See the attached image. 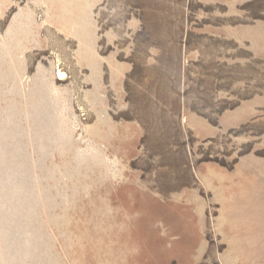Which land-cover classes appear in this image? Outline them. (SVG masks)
<instances>
[{
    "label": "rangeland",
    "instance_id": "1",
    "mask_svg": "<svg viewBox=\"0 0 264 264\" xmlns=\"http://www.w3.org/2000/svg\"><path fill=\"white\" fill-rule=\"evenodd\" d=\"M35 1L0 0V34L41 23ZM92 20L98 77L45 24L24 51L33 107L19 77L0 98V264H264V0H97ZM79 124L110 173L79 162Z\"/></svg>",
    "mask_w": 264,
    "mask_h": 264
},
{
    "label": "bare ground",
    "instance_id": "2",
    "mask_svg": "<svg viewBox=\"0 0 264 264\" xmlns=\"http://www.w3.org/2000/svg\"><path fill=\"white\" fill-rule=\"evenodd\" d=\"M97 0H36L35 2L44 7V18L41 23H35L33 19V12L27 10L26 12H20L17 19L9 26L5 34H0V98L2 95L10 94L14 87V79L19 77L20 93L21 98L26 100L27 106L30 109L32 105V95L28 84L26 83V78L24 76L25 66H24V51L27 49V45L31 41H35V31L39 27L45 24H53L59 27V31L64 34L65 37L69 36L75 39L78 44V49L76 52V62L80 64L85 62L87 67L90 68L92 74H96V77L100 75L98 68H96V41L98 39L97 29L98 26L92 20L93 8ZM1 7V5H0ZM107 41L110 40L111 34L106 35ZM58 61L59 58L57 57ZM55 66V65H54ZM7 72V75L2 74V72ZM42 78L46 79L45 85L47 86L48 95L59 103L57 110L54 113L53 122L56 125L62 124L64 121L71 124L75 122L74 120L68 121L64 120L61 115V106L59 97L64 92L63 89L57 88L56 82H66L68 77L67 74L55 68L54 73H52L53 78H48L51 74L47 73L45 69H42ZM29 82V81H27ZM4 88H7L6 93ZM82 133L86 134V137H81L80 140L86 139L85 148H76V156L79 162L84 165L89 161L92 164L100 166H105L107 172H111V166L109 160L101 156L100 145L93 141L96 129L90 126L78 125ZM58 138L55 142L54 148L58 150L59 154H63L64 145L68 132L58 129ZM40 150H44L41 147ZM2 236V235H1Z\"/></svg>",
    "mask_w": 264,
    "mask_h": 264
},
{
    "label": "crops",
    "instance_id": "3",
    "mask_svg": "<svg viewBox=\"0 0 264 264\" xmlns=\"http://www.w3.org/2000/svg\"><path fill=\"white\" fill-rule=\"evenodd\" d=\"M234 184H237V183H234ZM240 184H244V182H242ZM237 186H238V184H237ZM221 188H223V193H224V196L226 198V200L223 203L224 204V207H223L224 215H223V217L226 219L229 227H232V225L235 224V221L238 218L237 210L234 207H231V204H235V199L233 198L232 195L231 196L228 195V193L226 191V190H228V188H230V186H228L227 184H222ZM185 224H186V227H188L189 226V221L186 220ZM188 228H190V227H188ZM191 229H193V228H191ZM196 243H198V241H197L195 236H192L188 240V249L189 250H188L187 256H190L192 254V250L196 248ZM200 244L202 246V243H200Z\"/></svg>",
    "mask_w": 264,
    "mask_h": 264
}]
</instances>
